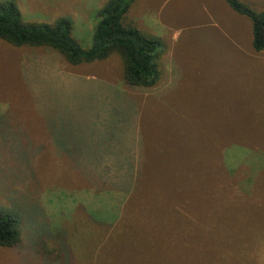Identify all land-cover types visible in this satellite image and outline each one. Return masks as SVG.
I'll return each mask as SVG.
<instances>
[{
    "label": "rangeland",
    "instance_id": "rangeland-1",
    "mask_svg": "<svg viewBox=\"0 0 264 264\" xmlns=\"http://www.w3.org/2000/svg\"><path fill=\"white\" fill-rule=\"evenodd\" d=\"M3 1L27 23L69 18L86 47L107 0ZM163 1L136 0L125 18L164 47L149 90L126 86L117 54L72 67L0 40V207L22 223L0 264H95L98 251L82 256L101 232L88 213L122 215L134 180L116 164L125 157L139 175L154 167L139 206L145 224L154 217V240L133 263L110 264H264V52L223 0ZM239 1L264 10V0Z\"/></svg>",
    "mask_w": 264,
    "mask_h": 264
},
{
    "label": "trees",
    "instance_id": "trees-1",
    "mask_svg": "<svg viewBox=\"0 0 264 264\" xmlns=\"http://www.w3.org/2000/svg\"><path fill=\"white\" fill-rule=\"evenodd\" d=\"M135 2L136 0H107L96 13L97 20L90 43L84 47L75 39L74 24L69 18H59L52 24L27 23L23 20L14 1H3L0 2V40L16 48L47 49L58 54L67 65L72 67L105 61L112 54H117L122 60V77L126 86L130 89L149 90L159 84L160 58L164 47L158 38L147 36L133 24L125 22L126 15ZM223 2L234 13L249 20L251 49L256 54L264 52V10L255 11L239 0H223ZM112 154L115 155L113 152ZM122 161L116 159L119 169L124 172L127 179L131 177L134 179L132 193L125 202L126 207L122 215L116 221L117 212H115L111 214V217L109 216L108 220L110 221L107 222L98 218L100 215H97V210L88 213L90 218L88 221L92 222L94 227L99 228L101 232L97 230L92 232L98 240L88 254L83 251L81 244H77L78 249L81 248L85 252V255L82 256L86 258H91L92 255H95L94 251H98L96 260L93 257L95 264H110L116 261L133 263L134 250H138L142 245L150 244L154 240V231L152 232L154 217H146L151 221L145 224L141 219L143 210L139 209L142 203V189L145 188L148 175H151L154 167L151 165L150 172L146 171L142 176V172L140 175L138 174V169H143V166L133 167L128 164L129 160L126 157ZM178 193L180 190L177 189L176 194ZM108 226L114 227L113 232L107 242L101 246V250H98L99 244L103 243L101 240L102 230ZM21 228L20 213L16 209L1 206L0 247H15L20 241ZM54 237L58 238L57 240L63 247H66V243L71 245L70 237L66 238L64 230L55 229ZM54 237L51 239L56 241ZM124 242L130 247L127 248L128 257H121V249L118 250L117 247V244Z\"/></svg>",
    "mask_w": 264,
    "mask_h": 264
},
{
    "label": "crops",
    "instance_id": "crops-1",
    "mask_svg": "<svg viewBox=\"0 0 264 264\" xmlns=\"http://www.w3.org/2000/svg\"><path fill=\"white\" fill-rule=\"evenodd\" d=\"M173 1H174V0H164L163 3H162L161 5H162V6H164V5H169V4L172 3ZM178 1H179V0H178ZM178 1H177V2H178ZM212 1H214V0H212ZM154 24H155V22H154ZM121 139H122V138H121ZM121 139H120V140H121ZM116 142H121V141L116 140L115 142H113V140H112V141H111V145L114 144V143H116Z\"/></svg>",
    "mask_w": 264,
    "mask_h": 264
}]
</instances>
